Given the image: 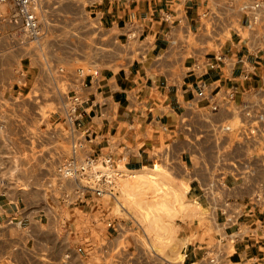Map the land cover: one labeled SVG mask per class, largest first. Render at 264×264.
<instances>
[{"label": "crops", "instance_id": "crops-1", "mask_svg": "<svg viewBox=\"0 0 264 264\" xmlns=\"http://www.w3.org/2000/svg\"><path fill=\"white\" fill-rule=\"evenodd\" d=\"M257 1L41 0L40 35L43 17L58 7L82 16L71 12L61 26L75 22L96 47H112L105 64L99 48L90 50L94 61L82 77L41 69L33 41L0 29V264H264V123L255 141L236 131L247 121L239 105L264 110ZM218 53L224 62L207 68ZM35 84L62 97L39 102L59 105L56 116L42 118L51 133L35 126L38 103L27 97ZM229 89L234 98L225 103ZM72 94L82 99L78 133L66 129ZM6 95L19 101L7 105ZM11 117L29 129L6 132ZM73 146L79 158L124 154L130 169L148 166L154 154L174 161L197 213L181 259L157 254L114 212V198L79 193L76 180L56 176Z\"/></svg>", "mask_w": 264, "mask_h": 264}, {"label": "rangeland", "instance_id": "rangeland-1", "mask_svg": "<svg viewBox=\"0 0 264 264\" xmlns=\"http://www.w3.org/2000/svg\"><path fill=\"white\" fill-rule=\"evenodd\" d=\"M68 10L56 8L51 10L46 19L47 33L42 34L36 41L31 42V48L36 51V61L43 70L57 71L63 67L68 70H75L78 67H84L94 61L90 50L96 48L100 51V63L108 62V53L110 44L107 41H101L99 47L92 37H86L83 34V27L77 26L73 22L68 26H61V21L66 16H71ZM68 14V15H67ZM75 19L81 14L74 15ZM82 17V16H81ZM40 18V15H39ZM28 100L36 99L37 104V122L38 133H51L45 127L42 118L46 115L56 116L60 110L58 104H49L41 106L39 102L45 98H53L60 102L62 98L55 89H43L35 84L31 90V95H27ZM6 104H17L19 99L12 96L5 97ZM27 109L24 117L27 115ZM21 115V114H20ZM19 127L25 130L29 129V123L17 121L12 118L7 123L8 133H15ZM66 129L73 133L68 124ZM4 133V131H3ZM129 158L126 167L129 165ZM174 161L166 155L154 154L152 160L146 167L137 169H124L125 176L119 179V185L113 201L114 212H118L133 222L140 230V234L145 233L149 238L154 251L164 257L172 259H181V248L187 243L188 233L186 227L195 219L196 208L187 196V183L185 180L178 179V174L174 170ZM197 219V218H196ZM195 219V221H196Z\"/></svg>", "mask_w": 264, "mask_h": 264}, {"label": "built area", "instance_id": "built-area-1", "mask_svg": "<svg viewBox=\"0 0 264 264\" xmlns=\"http://www.w3.org/2000/svg\"><path fill=\"white\" fill-rule=\"evenodd\" d=\"M41 0H0V29L7 28L15 30V34L20 38H27L36 41L40 36L39 15ZM264 0H258L255 7H263ZM168 17V16H167ZM166 17V18H167ZM225 56L222 53L215 54L212 61L206 63L207 68H215L224 62ZM193 68H199L194 64ZM63 67L58 71H63ZM78 77H82L83 69L78 67L74 70ZM234 98V90L226 92L225 103H229ZM82 99L79 95L72 94L68 97L64 105L65 121L73 133H78L80 122V106ZM217 106L213 105L212 110ZM246 122L236 126V131L244 139L255 141L259 132V126L264 123V110H253L247 103L238 106ZM222 132L232 130L230 125H222L218 128ZM234 130V129H233ZM91 141V138L88 137ZM128 157L124 154L116 156L113 153L99 155L86 154L81 158L77 157L76 147H71L69 156L56 163L55 174L57 177L74 179L79 183V193L87 191L98 197L115 198V193L119 185V179L125 176ZM261 193L254 194L255 200H261ZM65 199L68 195H64ZM108 226H112L108 222ZM214 257L209 261L214 262Z\"/></svg>", "mask_w": 264, "mask_h": 264}]
</instances>
